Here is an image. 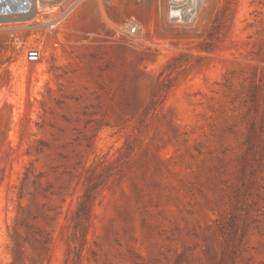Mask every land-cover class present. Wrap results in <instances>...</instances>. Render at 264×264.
<instances>
[{"label":"rangeland","instance_id":"1","mask_svg":"<svg viewBox=\"0 0 264 264\" xmlns=\"http://www.w3.org/2000/svg\"><path fill=\"white\" fill-rule=\"evenodd\" d=\"M41 3L0 0V264H264V0Z\"/></svg>","mask_w":264,"mask_h":264},{"label":"bare ground","instance_id":"2","mask_svg":"<svg viewBox=\"0 0 264 264\" xmlns=\"http://www.w3.org/2000/svg\"><path fill=\"white\" fill-rule=\"evenodd\" d=\"M38 3V8L39 9H45V10H50V9H52L51 7H49L48 5H42V3H41V0H36V4ZM7 5V4H6ZM20 5V4H19ZM18 5V6H19ZM24 5V4H23ZM28 5V7H24L23 9H22V11H17V12H15V14H18V15H20V16H27V15H32V13H33V8H34V6H33V2L31 1L30 2V4H27ZM40 12V11H39ZM13 14H14V12H13Z\"/></svg>","mask_w":264,"mask_h":264},{"label":"built area","instance_id":"3","mask_svg":"<svg viewBox=\"0 0 264 264\" xmlns=\"http://www.w3.org/2000/svg\"><path fill=\"white\" fill-rule=\"evenodd\" d=\"M129 30H130L131 33L135 32V28L134 27L129 28Z\"/></svg>","mask_w":264,"mask_h":264}]
</instances>
